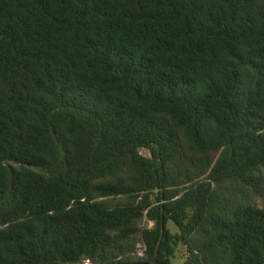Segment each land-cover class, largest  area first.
I'll use <instances>...</instances> for the list:
<instances>
[{"label": "trees", "instance_id": "trees-1", "mask_svg": "<svg viewBox=\"0 0 264 264\" xmlns=\"http://www.w3.org/2000/svg\"><path fill=\"white\" fill-rule=\"evenodd\" d=\"M263 169L264 0H0V264H263Z\"/></svg>", "mask_w": 264, "mask_h": 264}, {"label": "rangeland", "instance_id": "rangeland-1", "mask_svg": "<svg viewBox=\"0 0 264 264\" xmlns=\"http://www.w3.org/2000/svg\"><path fill=\"white\" fill-rule=\"evenodd\" d=\"M141 152L146 153V151L143 149H141ZM259 204L260 206H264V204L261 201H259ZM143 224H146L147 226H151L152 222L144 219L143 221L140 222V225H143ZM168 226L171 229V231H176V226L171 221L168 222ZM184 259H185V247L179 244V246L176 249L175 255L172 259L173 264H183Z\"/></svg>", "mask_w": 264, "mask_h": 264}, {"label": "built area", "instance_id": "built-area-1", "mask_svg": "<svg viewBox=\"0 0 264 264\" xmlns=\"http://www.w3.org/2000/svg\"><path fill=\"white\" fill-rule=\"evenodd\" d=\"M144 248H145V246H144L143 243H138L136 245V253H137V255H142ZM79 264H100V263L95 261L93 258H91L89 256H85V257H83L81 259Z\"/></svg>", "mask_w": 264, "mask_h": 264}, {"label": "water", "instance_id": "water-1", "mask_svg": "<svg viewBox=\"0 0 264 264\" xmlns=\"http://www.w3.org/2000/svg\"><path fill=\"white\" fill-rule=\"evenodd\" d=\"M160 231H161L160 233H162V221L160 223ZM159 243H160V238L158 239V242H157L156 247H155L154 259L156 257V251H157V248L159 246ZM123 264H159V263L156 261L154 263H148V262H144V261H134V262H128V263H123Z\"/></svg>", "mask_w": 264, "mask_h": 264}]
</instances>
